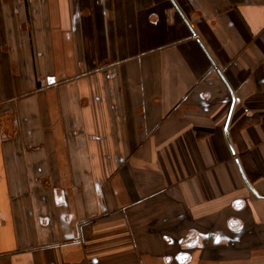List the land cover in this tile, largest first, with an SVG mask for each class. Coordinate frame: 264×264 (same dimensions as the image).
<instances>
[{
	"label": "crops",
	"instance_id": "0c3cea01",
	"mask_svg": "<svg viewBox=\"0 0 264 264\" xmlns=\"http://www.w3.org/2000/svg\"><path fill=\"white\" fill-rule=\"evenodd\" d=\"M0 264H264V0H0Z\"/></svg>",
	"mask_w": 264,
	"mask_h": 264
},
{
	"label": "water",
	"instance_id": "95a60500",
	"mask_svg": "<svg viewBox=\"0 0 264 264\" xmlns=\"http://www.w3.org/2000/svg\"><path fill=\"white\" fill-rule=\"evenodd\" d=\"M225 134H226L225 137L227 138V141H228V143H229V145H230V147H231L230 149H232V151L234 152L235 149H233V148H234L233 143H232V141H231V139H230V136H228V135H229L228 126L225 127ZM238 161H239V160H238ZM238 161H237V162H238ZM238 164H239V167L241 168L242 175H244V171H243V169H242V166H241L240 162H238ZM244 177H245L246 183L249 185L248 187L251 188V189H253V190L255 191V189L252 188L253 186L251 185V183L249 182V180L246 178L245 175H244Z\"/></svg>",
	"mask_w": 264,
	"mask_h": 264
},
{
	"label": "flooded vegetation",
	"instance_id": "af4514ba",
	"mask_svg": "<svg viewBox=\"0 0 264 264\" xmlns=\"http://www.w3.org/2000/svg\"><path fill=\"white\" fill-rule=\"evenodd\" d=\"M183 258V257H182Z\"/></svg>",
	"mask_w": 264,
	"mask_h": 264
}]
</instances>
